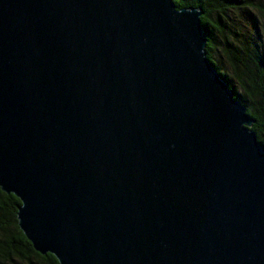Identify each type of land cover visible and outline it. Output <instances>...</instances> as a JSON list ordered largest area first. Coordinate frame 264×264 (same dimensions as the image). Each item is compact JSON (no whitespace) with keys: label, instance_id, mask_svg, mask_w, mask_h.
Masks as SVG:
<instances>
[{"label":"water","instance_id":"1","mask_svg":"<svg viewBox=\"0 0 264 264\" xmlns=\"http://www.w3.org/2000/svg\"><path fill=\"white\" fill-rule=\"evenodd\" d=\"M173 0H0V189L58 264H264V147Z\"/></svg>","mask_w":264,"mask_h":264},{"label":"trees","instance_id":"2","mask_svg":"<svg viewBox=\"0 0 264 264\" xmlns=\"http://www.w3.org/2000/svg\"><path fill=\"white\" fill-rule=\"evenodd\" d=\"M177 9L199 8L207 58L234 98L254 120L264 147V0H173ZM20 201L0 189V264H58L40 254L20 230Z\"/></svg>","mask_w":264,"mask_h":264}]
</instances>
